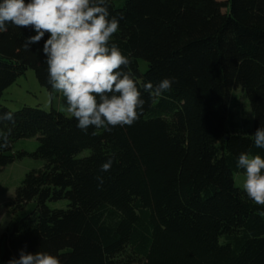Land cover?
Instances as JSON below:
<instances>
[{
	"label": "trees",
	"instance_id": "16d2710c",
	"mask_svg": "<svg viewBox=\"0 0 264 264\" xmlns=\"http://www.w3.org/2000/svg\"><path fill=\"white\" fill-rule=\"evenodd\" d=\"M114 1L111 42L145 101L131 126L78 128L48 83L49 34L28 51L31 27L0 32V99L32 70L51 104L49 112L0 105L14 114V123L0 122L8 135L0 170L33 139L39 161L9 204L14 216L34 208L0 236V264L21 250L61 264H264V206L234 183L245 174L241 153L264 158L254 146L264 127V0H126L119 9ZM165 78L170 90L144 91Z\"/></svg>",
	"mask_w": 264,
	"mask_h": 264
},
{
	"label": "clouds",
	"instance_id": "9594fccd",
	"mask_svg": "<svg viewBox=\"0 0 264 264\" xmlns=\"http://www.w3.org/2000/svg\"><path fill=\"white\" fill-rule=\"evenodd\" d=\"M31 27L36 35L28 37L23 47L40 42L46 33L43 53L48 66V83L65 99L62 109L74 117L77 127L111 131L116 126H131L143 112L145 101L130 72L128 57L112 43L120 21L110 16L107 0H0V32L7 25ZM173 81L165 78L158 85H144V91L160 96L171 89ZM14 123V114H0V122ZM10 132V130H9ZM0 147L8 135L0 134ZM254 146L264 149V127L254 133ZM111 159L101 165L110 171ZM238 167L245 170L243 190L257 205L264 206V158L259 154L241 153ZM99 185L103 178L97 177ZM8 264H61L47 252L35 254L21 250L19 259Z\"/></svg>",
	"mask_w": 264,
	"mask_h": 264
},
{
	"label": "rangeland",
	"instance_id": "374dc122",
	"mask_svg": "<svg viewBox=\"0 0 264 264\" xmlns=\"http://www.w3.org/2000/svg\"><path fill=\"white\" fill-rule=\"evenodd\" d=\"M125 1L115 0L113 2L114 7L117 9L121 8ZM138 67L139 71L143 73L147 65L143 61H138ZM236 94L239 93L236 92ZM0 105L10 111H17L22 107L39 108L46 112H49L51 109L49 94L44 88L39 86L32 70L20 76L14 84L4 91L0 99ZM36 144L37 142L34 139L25 143H19L16 146V151H23L24 149L27 155L23 156L21 160H11L0 170V236L7 231H11L14 219L22 217L34 208L33 203L28 204L23 211L14 216L11 213L9 204L24 176L39 165V161L31 157ZM244 180L245 174L234 176L235 185L241 189H243ZM0 251H2V248H0Z\"/></svg>",
	"mask_w": 264,
	"mask_h": 264
}]
</instances>
